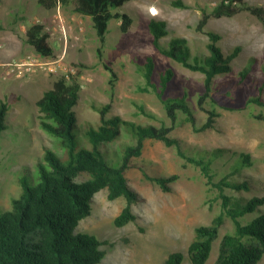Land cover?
<instances>
[{"label":"rangeland","instance_id":"374dc122","mask_svg":"<svg viewBox=\"0 0 264 264\" xmlns=\"http://www.w3.org/2000/svg\"><path fill=\"white\" fill-rule=\"evenodd\" d=\"M172 1L127 2L120 11L132 14L134 23L131 29L124 33L120 28L121 21L111 20L104 43L91 19L79 21L81 15L74 8H68L70 12L63 9L72 27L69 42L65 44L58 40V34L52 35L50 42L55 54L45 57L26 42V32L34 23L44 24L49 31L54 10L44 13L45 7L38 0H0V74L8 70L9 62L28 57L33 60V65L24 69L21 76L13 73L8 80L0 81V104H9L7 120L12 123L8 122V129L0 136V211L10 209L12 199L21 195L20 177L34 176L37 179V164L44 159L47 148L64 158L67 156L59 139L41 127V112L37 106V101L59 77L75 78L81 84L75 110L81 121L95 125L100 122V114L93 108L94 104H111L109 115H120L124 119L157 126L172 124L158 95L139 89L146 84L141 66L148 56L156 59L157 70L166 67L176 70L167 93L183 92L187 86L195 97L204 90L202 73L184 67L156 49L148 24L151 19L163 20L171 36L186 37L195 52L208 53L209 36L197 26L203 10L211 12L222 0H183L187 7L175 6ZM245 1L264 10V0ZM151 5L159 8L158 15L149 14ZM143 10L148 13L143 14ZM74 16L77 19L71 20ZM206 29L222 34L221 44L226 51L242 47L233 60L234 73L217 78L213 96L218 100L222 115L215 130L203 132H195L181 116L171 136L179 137L188 150L226 148L232 152L251 153L256 163L243 173L251 178L255 192L253 189L243 192L226 190L229 194L251 197L254 193L264 192V120L255 116L264 112V107L247 106L250 96L260 94L259 87L264 81V21L251 11L241 10L234 16H211ZM168 39L166 37L163 41ZM250 61H253L252 77L239 82L238 72ZM106 64L118 74L114 85L110 82L111 71ZM261 94L264 97V92ZM140 105L155 117L143 114ZM200 114L204 115L203 112ZM77 136L80 147H90L81 142L78 133ZM125 141L131 143L133 138L124 133L111 146L118 149L119 143ZM134 162L138 167L129 170L127 175L140 195L139 201L133 204L138 219L117 227L114 219L128 200L125 196L110 200L105 188L95 195L92 214L80 222L77 230L107 241L102 245L106 257L99 264H164L173 251H182L184 264H193L188 255L189 245L195 237L196 227L211 224L220 213L222 199L218 197V191L206 184L198 167L184 166L176 146H167L161 140H147L142 156L134 158ZM142 167L155 176L178 174L179 178L172 183V191L167 192L147 180ZM87 178V174H82L78 179ZM258 214L256 212L253 216ZM248 219L246 216L244 221L248 222ZM232 231L234 223L231 218H226L207 264L217 260L223 236ZM258 264H264V257Z\"/></svg>","mask_w":264,"mask_h":264},{"label":"trees","instance_id":"16d2710c","mask_svg":"<svg viewBox=\"0 0 264 264\" xmlns=\"http://www.w3.org/2000/svg\"><path fill=\"white\" fill-rule=\"evenodd\" d=\"M129 1L131 0H38L47 10H54L59 4L65 6L74 2L76 12L82 16H90L102 43L106 40L110 31L109 23L113 19L121 21L122 32L127 33L131 29L134 23L132 14L120 11ZM226 1L222 0L211 12L203 10V17L198 23L197 29L209 36L208 53L195 52L186 37L171 36L165 21L149 20L156 49L184 67L204 75V90L197 96L193 97L187 86L183 92L169 94V84L175 79L176 70L173 67L157 70L156 59L152 56H148L141 66L146 84L139 87L140 91L158 95L171 125L162 123L157 126L124 119L120 115H109L111 104L93 105L100 114L98 125L81 121L75 110L81 84L75 78L70 80L65 75L56 79L53 86L45 91L37 101L41 112V127L59 139L67 156L64 158L47 148L44 159L37 164V179L34 176H22L18 179L22 187L21 195L12 199L10 209L0 211V264L101 263L107 254L102 245L107 241L80 232L77 228L84 218L92 214L95 195L105 188L108 189L110 200L121 196L128 200L114 219L117 227L138 219L133 204L139 201L140 195L130 184L127 173L138 167L134 158L142 156L149 139L161 140L167 146H176L178 155L184 160V166L198 167L206 184L211 189H216L218 197L222 199L221 211L212 223L196 227L195 237L188 248L191 262L207 264L226 218L232 219L234 231L223 236L218 258L212 264H258L262 260L264 192L254 193L251 197L226 192L227 189L234 192L253 189L255 192L251 178L243 173L254 167L255 158L249 152H232L226 148L188 150L179 137L171 136L181 116L184 122L192 125L195 132L215 130L218 127L217 121L222 113L218 100L213 96L217 78L234 73L233 60L238 57L242 47L226 51L221 44L222 34L206 29L211 16H234L241 10H248L264 21L262 7L250 5L245 0ZM172 3L175 6H188L183 0H173ZM51 36L52 32L46 31L44 24L34 23L28 28L25 39L38 53L50 57L55 54L50 42ZM166 37L169 39L164 42ZM106 67L111 71V84H116L118 74L108 64ZM252 68L253 61H250L238 72L239 82L252 77ZM259 88L260 94L250 96L247 106L264 107V97L261 94L264 92V81ZM140 108L143 114L155 117L144 105H140ZM9 113V104L2 102L0 136L8 129ZM255 116L264 120V112ZM76 132L80 135L81 142L90 147H80ZM124 133L130 135L133 142L119 143V151V147L115 149L111 144L118 142ZM141 170L147 180L157 183L167 192L172 191V183L179 178L178 174L155 176L143 167ZM82 174H87L88 178L79 180ZM256 212L259 214L254 217ZM246 216L249 217L248 222L244 221ZM184 261L185 254L182 251H173L164 264H184Z\"/></svg>","mask_w":264,"mask_h":264},{"label":"built area","instance_id":"2783aa9c","mask_svg":"<svg viewBox=\"0 0 264 264\" xmlns=\"http://www.w3.org/2000/svg\"><path fill=\"white\" fill-rule=\"evenodd\" d=\"M226 2H229L228 0ZM149 13L153 16H156L159 14V10L156 6L152 5L149 8ZM81 15V14H80ZM78 16V15H77ZM77 16L71 17V20H76ZM53 25L52 28H48L50 32H52V35L58 34L57 38L59 41L67 44L69 42L70 37V31L72 28L70 25V20L65 16L63 12V6L62 4H59V6L54 9L53 13ZM84 20V17L78 19ZM33 65V60L28 57L27 59L15 61V62H9L7 63L8 70L2 74H0V81L1 80H8L13 73H17V76H21L24 72V69L29 68V66Z\"/></svg>","mask_w":264,"mask_h":264},{"label":"crops","instance_id":"0c3cea01","mask_svg":"<svg viewBox=\"0 0 264 264\" xmlns=\"http://www.w3.org/2000/svg\"><path fill=\"white\" fill-rule=\"evenodd\" d=\"M72 6V7H71ZM152 6V5H151ZM154 6H156V5H154ZM157 7V6H156ZM68 8H74L75 9V3L74 2H72V3H70L69 5H65V6H63V9L65 10V11H67V12H70L71 10L70 9H68ZM150 8V7H149ZM157 9L159 10V8L157 7ZM46 11H52V10H47L46 8L44 9V13L46 12ZM148 12H149V9H148ZM147 12V10H143V14H145V13H148ZM78 13V12H77ZM159 13H160V10H159ZM80 14V13H79ZM150 14V13H149ZM82 15V14H81ZM82 17H84V19L85 20H90L91 18H90V16H82ZM146 17V16H145Z\"/></svg>","mask_w":264,"mask_h":264}]
</instances>
